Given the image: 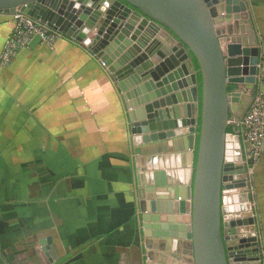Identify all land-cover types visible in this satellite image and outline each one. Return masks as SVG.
Returning <instances> with one entry per match:
<instances>
[{"label":"crops","instance_id":"crops-1","mask_svg":"<svg viewBox=\"0 0 264 264\" xmlns=\"http://www.w3.org/2000/svg\"><path fill=\"white\" fill-rule=\"evenodd\" d=\"M244 1L248 16L228 17L221 39L258 46L263 57L264 0ZM12 29V14L0 12V264H147L149 254L154 263L193 264L190 240L163 238L144 227V215H156L160 204L167 209L168 201L138 185L137 174L150 170L152 155L149 147L135 153L126 102L108 69L64 34L52 46L31 43L2 65ZM158 38L177 44L165 30ZM195 70L189 59L165 77L173 80L147 87L141 115L155 104L165 110L194 105L200 115ZM257 83L231 80L230 89L242 93L233 119L248 110ZM198 130L162 143L174 156L179 211L193 186L187 177L193 175ZM250 197L264 264V150L250 176ZM23 200L25 206L17 207Z\"/></svg>","mask_w":264,"mask_h":264},{"label":"water","instance_id":"water-1","mask_svg":"<svg viewBox=\"0 0 264 264\" xmlns=\"http://www.w3.org/2000/svg\"><path fill=\"white\" fill-rule=\"evenodd\" d=\"M17 10L77 40L101 61L117 83L128 109L134 151L141 155V148L149 147L146 151L152 155L150 170L137 174L138 185L157 193L159 200L168 201L167 209L160 204L156 215H144V227L156 229V235L163 238L190 240L193 264H262L250 176L241 138L231 129L233 113L238 111L234 106L241 104L242 93L229 86L233 79L253 78L256 82L262 71V50L232 39L223 43L220 36L228 17L248 16L247 3L0 0V12L13 14ZM162 30L176 41L175 46L158 38ZM35 43H41L40 38L34 39L32 44ZM189 59L194 66L196 60L199 67L195 81L200 75V99L198 87L194 99L196 103L200 101V115L196 116L194 105H173L165 110L159 109L158 104L147 106L141 115V103L149 99L141 98L146 88H161L173 80L175 76L165 77ZM162 90L165 94L166 90ZM161 104L163 107L164 102ZM246 111H242L243 116ZM243 116L235 120L240 121ZM197 127L193 175L187 173V183L193 186L189 201L182 202L179 211L172 185L175 166L170 162L174 156L165 153L164 144L169 139L196 133ZM162 152L165 155H160ZM148 259L147 264H162L154 263L151 254Z\"/></svg>","mask_w":264,"mask_h":264},{"label":"built area","instance_id":"built-area-1","mask_svg":"<svg viewBox=\"0 0 264 264\" xmlns=\"http://www.w3.org/2000/svg\"><path fill=\"white\" fill-rule=\"evenodd\" d=\"M12 20V33L8 37L1 55L2 65L9 64L21 50L28 48L36 38H40L41 43L52 46L62 36V33L19 10L12 14ZM260 75H262V71ZM261 87L255 89L251 94V103L243 118L240 121L235 119L231 121V129L241 138L244 164L249 176L253 175L264 150V91Z\"/></svg>","mask_w":264,"mask_h":264},{"label":"rangeland","instance_id":"rangeland-1","mask_svg":"<svg viewBox=\"0 0 264 264\" xmlns=\"http://www.w3.org/2000/svg\"><path fill=\"white\" fill-rule=\"evenodd\" d=\"M262 10V8L260 9V11ZM264 53V52H263ZM262 62H263V64H264V55H263V57H262ZM262 65V64H261ZM264 69V68H263ZM257 80H258V83H257V88H259V87H261L262 88V90L264 91V73L262 74V75H258V77H257ZM256 88V89H257ZM39 187V189H40V185L38 186ZM39 197H40V195H41V190L39 191ZM26 201H20L19 203H17V207H23V206H25V203ZM41 204V202L39 201V205ZM262 253H263V255H264V247L262 248Z\"/></svg>","mask_w":264,"mask_h":264},{"label":"trees","instance_id":"trees-1","mask_svg":"<svg viewBox=\"0 0 264 264\" xmlns=\"http://www.w3.org/2000/svg\"><path fill=\"white\" fill-rule=\"evenodd\" d=\"M194 62H195V66H196V68L198 69L199 67H198V64H197L196 60H194ZM199 79H200V82H201L200 75H199ZM196 153H197V151H196Z\"/></svg>","mask_w":264,"mask_h":264},{"label":"flooded vegetation","instance_id":"flooded-vegetation-1","mask_svg":"<svg viewBox=\"0 0 264 264\" xmlns=\"http://www.w3.org/2000/svg\"><path fill=\"white\" fill-rule=\"evenodd\" d=\"M106 1H108V0H106ZM100 2H101V0H100Z\"/></svg>","mask_w":264,"mask_h":264}]
</instances>
